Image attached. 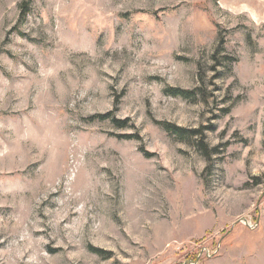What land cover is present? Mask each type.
<instances>
[{
  "label": "rangeland",
  "instance_id": "rangeland-1",
  "mask_svg": "<svg viewBox=\"0 0 264 264\" xmlns=\"http://www.w3.org/2000/svg\"><path fill=\"white\" fill-rule=\"evenodd\" d=\"M263 5L0 0V264H264Z\"/></svg>",
  "mask_w": 264,
  "mask_h": 264
},
{
  "label": "trees",
  "instance_id": "trees-1",
  "mask_svg": "<svg viewBox=\"0 0 264 264\" xmlns=\"http://www.w3.org/2000/svg\"><path fill=\"white\" fill-rule=\"evenodd\" d=\"M22 8H24V7H22ZM169 93H171L174 96H182V97H188L190 95V92H188V91L176 90V89L170 90ZM111 117H112V114H106V115L97 116V117H95V119L107 120V119H110ZM113 121H115V120L113 119ZM116 123L120 126V122L116 121ZM167 128L171 129L172 131H175V133H177L180 136L185 135L184 132L179 128H176V127H173L170 125H167ZM206 155H207V157H210V155H208V154H206Z\"/></svg>",
  "mask_w": 264,
  "mask_h": 264
},
{
  "label": "bare ground",
  "instance_id": "bare-ground-1",
  "mask_svg": "<svg viewBox=\"0 0 264 264\" xmlns=\"http://www.w3.org/2000/svg\"><path fill=\"white\" fill-rule=\"evenodd\" d=\"M261 3H263L264 4V0H261ZM261 5V4H260ZM264 6V5H263Z\"/></svg>",
  "mask_w": 264,
  "mask_h": 264
},
{
  "label": "built area",
  "instance_id": "built-area-1",
  "mask_svg": "<svg viewBox=\"0 0 264 264\" xmlns=\"http://www.w3.org/2000/svg\"><path fill=\"white\" fill-rule=\"evenodd\" d=\"M193 264V263H192Z\"/></svg>",
  "mask_w": 264,
  "mask_h": 264
}]
</instances>
